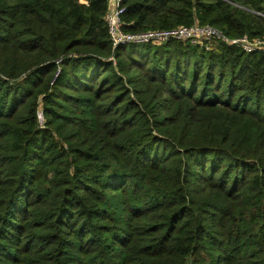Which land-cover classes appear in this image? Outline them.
<instances>
[{"label": "trees", "instance_id": "16d2710c", "mask_svg": "<svg viewBox=\"0 0 264 264\" xmlns=\"http://www.w3.org/2000/svg\"><path fill=\"white\" fill-rule=\"evenodd\" d=\"M124 5L264 36V0ZM108 7L0 0V264H264V53L113 52Z\"/></svg>", "mask_w": 264, "mask_h": 264}, {"label": "built area", "instance_id": "2783aa9c", "mask_svg": "<svg viewBox=\"0 0 264 264\" xmlns=\"http://www.w3.org/2000/svg\"><path fill=\"white\" fill-rule=\"evenodd\" d=\"M126 0H108L109 7L104 16L108 29V35L114 52L118 47L125 45L154 44L161 45L171 41H182L199 46L207 51H213L220 43L234 46L245 53H264V36L251 38L243 35L236 38L227 37L219 29L210 25L194 24L192 26H179L165 30H147L141 32L125 31L126 23L123 16L126 10ZM264 17V13H256ZM40 121H43L42 113L39 114Z\"/></svg>", "mask_w": 264, "mask_h": 264}]
</instances>
